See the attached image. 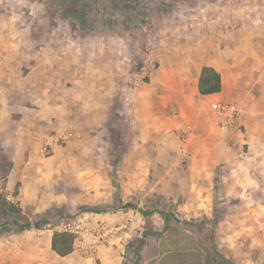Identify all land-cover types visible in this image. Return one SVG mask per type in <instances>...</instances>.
Returning <instances> with one entry per match:
<instances>
[{
  "label": "rangeland",
  "instance_id": "1",
  "mask_svg": "<svg viewBox=\"0 0 264 264\" xmlns=\"http://www.w3.org/2000/svg\"><path fill=\"white\" fill-rule=\"evenodd\" d=\"M61 1L0 0V69L26 74L29 64L68 53L83 54L91 68L110 73L116 57L117 70L129 68L130 84L140 87L152 81L165 49L182 39L179 31L190 27L191 13L207 12L200 0H121L120 10L128 5L134 17L125 23L123 12L107 8L110 0H82L72 14L58 6ZM12 94L14 113L43 118L36 126L8 127L10 120L0 116V193L27 217L51 221L43 229L0 236L20 263L56 264L58 254L41 239L70 231L74 249L62 258L68 264H133L137 237L143 239L139 264H264V195L254 193V178L231 180L229 187L223 177L224 156H246L241 127L225 132L218 120L219 132L200 138L190 123L140 130L125 93L108 95V106L87 112L78 99L62 113L53 104L41 106L43 114L31 104L40 95L37 87L16 99ZM86 101L100 97L94 92ZM139 208L152 213L144 217Z\"/></svg>",
  "mask_w": 264,
  "mask_h": 264
},
{
  "label": "crops",
  "instance_id": "2",
  "mask_svg": "<svg viewBox=\"0 0 264 264\" xmlns=\"http://www.w3.org/2000/svg\"><path fill=\"white\" fill-rule=\"evenodd\" d=\"M200 1L206 3L207 12L191 13L190 27H183L178 34L182 39L162 53V62L150 83L133 87L129 68L119 72L116 57L111 58L114 66L108 73L102 68H91L80 58L83 54L74 58H66L68 53L52 54L48 60L29 64L26 74L17 69L15 72L0 69V90L5 94L0 97V116L10 120L6 124L8 127L25 121L36 126L42 116L20 109L17 112L22 114H16V106L12 110L13 105L9 103L10 93L16 99L20 91L26 95V91L34 87L40 95L32 99L31 104L40 114L44 113L41 106L52 104L62 113L78 99L82 100V112H87L97 105L108 106V95L125 93L129 112L135 120L138 118L140 130H153L156 124L167 131L170 126L184 128L190 123L192 133L200 138L203 133L215 130L219 117L217 105L229 104L239 110L238 123L247 151L244 159H234L231 155L223 157V177L228 180L229 187L231 180L241 183L254 178L258 186L254 193L264 195V0ZM115 48L113 50L118 51V47ZM203 66L219 72V91L199 92ZM19 73L21 81L14 76ZM71 90L78 91L79 95L66 96ZM94 92L98 93L100 102L88 103L86 99ZM244 186L243 193L249 194L248 185ZM51 236L41 239V244L50 249ZM1 238L0 264H19L18 253L11 254L12 246ZM65 256H59L56 264H68L62 259Z\"/></svg>",
  "mask_w": 264,
  "mask_h": 264
},
{
  "label": "trees",
  "instance_id": "3",
  "mask_svg": "<svg viewBox=\"0 0 264 264\" xmlns=\"http://www.w3.org/2000/svg\"><path fill=\"white\" fill-rule=\"evenodd\" d=\"M81 1L82 0H62L61 4L58 6H61L65 10L66 9L70 10V8L72 10L73 8L78 7V3ZM120 1L121 0H110L107 8L113 7L114 9H118L119 11ZM124 3L126 4V2ZM103 11L105 13V10ZM95 12L99 14L98 11ZM120 12H123V22L129 23L131 20L134 19V17H130L131 10L128 8V5H125V7H123V9L120 10ZM76 14L78 16V20H81V17H83L82 12L77 11ZM80 22H82L83 26L86 25L87 23L86 21L83 22L82 20ZM198 88L201 94H209L219 91L221 88L219 72L210 66H203L199 78ZM124 207H132V205L131 203H125ZM81 209L83 211H93V212L103 211L99 209H84L83 207H81ZM138 210L144 217H147L152 213V211L150 210L147 211L140 208ZM0 214L2 216V220H0V236L4 234H17L30 229H43L48 224L51 223V221L47 218L38 217L31 219L27 217L26 214L23 213L22 208L18 205V203L8 200L7 197L2 195L1 193H0ZM156 231L157 230H154V232ZM147 233H148L147 231L142 232L143 235H146ZM137 238H139L138 239L139 242L136 243L135 247L132 250L134 257L130 258V261L132 260L133 264H139L140 252L138 248L139 246H141L140 242H143V239L141 237H137ZM74 239H75V235L70 231H53L51 236V243H50L51 249L59 256H65L73 251ZM133 243L134 241L131 242L132 245ZM127 257H129V252H127ZM123 264H128V263L127 261L126 262L124 261ZM229 264H239V263L230 262Z\"/></svg>",
  "mask_w": 264,
  "mask_h": 264
},
{
  "label": "built area",
  "instance_id": "4",
  "mask_svg": "<svg viewBox=\"0 0 264 264\" xmlns=\"http://www.w3.org/2000/svg\"><path fill=\"white\" fill-rule=\"evenodd\" d=\"M217 114H218V120L220 123V128L224 130L225 132H231L233 130H240V125L238 123V114L239 110L229 104L225 103H219L217 105ZM233 144H240L238 142H233ZM243 146L240 145V151H242Z\"/></svg>",
  "mask_w": 264,
  "mask_h": 264
}]
</instances>
